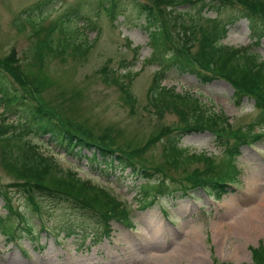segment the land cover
I'll return each instance as SVG.
<instances>
[{"label": "rangeland", "instance_id": "374dc122", "mask_svg": "<svg viewBox=\"0 0 264 264\" xmlns=\"http://www.w3.org/2000/svg\"><path fill=\"white\" fill-rule=\"evenodd\" d=\"M39 1L42 0H0V61L6 60L14 51L18 60L16 64H19L18 73L23 77L27 74L29 78L41 76L45 83L39 86V98L54 111L57 121L73 122L83 134L89 136L91 133L97 139L104 137V132H109L116 145L123 144L125 148L129 144L138 148L162 127L175 126L181 121L174 109L158 113L152 100L151 89L161 65L149 61L153 44L149 31L144 27L138 0H119L116 17L101 6L100 0H50L43 9L30 8ZM77 6L78 15L73 16L74 21L66 23L65 13ZM177 9L185 11L189 8L183 3ZM82 15L91 16L92 21L89 23L82 19ZM215 16L229 24L223 44L240 48L257 38L259 41L254 44L253 51L264 60V35L258 36L264 34V30L259 27L255 33L251 31L242 6H221L219 12H206L208 18ZM56 21L58 26L53 33L56 39L67 36L79 41L87 34L89 39H96L95 45L84 57L74 58L67 52L58 57H48L44 71L38 70L32 64V49L38 39V27L35 25L40 24L44 29L42 34H47ZM203 23L208 25L209 22ZM171 37L169 33L168 39ZM171 48L178 57L186 58L179 53L181 45L171 43ZM193 50L194 53L198 51L197 44ZM165 70L161 86L191 93L210 111L228 117L232 123L231 128L220 135L211 130L193 132L183 135L178 142L191 153L206 152L214 157L215 162H222L224 142L235 141L238 136L236 129L249 131L250 124L259 118L260 110L255 106L254 98L245 97L240 103L236 102L231 83L213 73L210 74L216 79L203 80L196 73L183 71L176 65ZM7 77L12 85L20 88L11 73L7 72ZM124 90L135 98L132 105ZM259 125L264 132V123ZM32 138L46 143L47 150L62 165L74 167L84 178L93 177L128 202L132 224L113 220L111 233L107 236L102 230L105 228L103 222L96 216L58 196L41 199L43 214L38 215L30 210L23 191L8 187L13 178L0 165V189L8 191L16 211L25 214L33 228L31 234L20 224L15 240H9L0 230V264H171L168 259L173 264H223L227 261L253 264L251 248L264 242V235L247 233L238 236L235 229L238 222L248 217L264 216V137L253 145L242 147L235 160L240 170L233 184L236 189L233 187L235 190L220 200L200 189L187 196H164L145 209L142 207L144 199L141 200L140 184L147 180L133 175L130 169L117 168L109 175L106 172L101 174L89 165L86 157L66 154L64 149L49 140V134ZM169 140L170 137H164L145 155L149 166L162 169H152L154 176L150 182L156 178L181 177L190 166L181 164L173 167L166 162L168 155H165L164 148ZM130 153L137 161V153ZM6 214L7 207L0 197V217ZM12 221L19 222L17 216ZM43 222L46 230L41 229ZM72 223L80 224L83 230L77 228L68 234ZM193 230L199 231L201 236L199 247L191 257L188 255L183 260L177 253L190 240L187 236ZM225 230H230L227 237H223ZM236 250L241 251L237 260L223 256Z\"/></svg>", "mask_w": 264, "mask_h": 264}, {"label": "trees", "instance_id": "16d2710c", "mask_svg": "<svg viewBox=\"0 0 264 264\" xmlns=\"http://www.w3.org/2000/svg\"><path fill=\"white\" fill-rule=\"evenodd\" d=\"M47 2L50 3V0L39 1L30 8L43 9ZM183 3L189 8L188 10L177 9ZM235 4H240L245 9L243 15L248 17L254 33L259 27L264 30V5L260 0H138L139 12L144 16V27L149 31L153 44L149 61L161 65V70L157 74L159 78L155 79L151 89L152 100L155 102L158 113L164 114L165 111L174 109L181 120L175 126L162 127L138 148L132 147L131 144L127 148L123 144L116 145V140L110 138L109 132H104V137L97 139L91 133L89 136L83 134L73 122L63 119L57 121L53 116L54 111L39 98V86L45 82L39 75L29 78L27 74L23 77L18 73L19 64H16L18 60L14 57L15 52L12 51L6 60L0 61V108L2 109L0 111V165L13 178L8 187L23 191L30 210H34L35 213H42L43 205L40 200L47 196H58L69 201L76 208L90 212L98 220L103 221L106 227L105 234H108L112 220L132 223L127 202L118 199L94 178H84L74 167L68 168L62 165L60 160L47 150L46 143L35 141L32 136L49 134V140L64 149L66 154L75 155L78 158L86 157L89 165L97 168L101 174L105 172L108 174L111 168L123 169L130 166L132 174L146 180L150 176L148 170H151L153 166L148 165L145 154L167 136L170 140L166 143L164 152L166 156L171 157L173 164L177 166L194 162L204 164V168L196 167L189 174V183L193 187H206L218 196L226 192L224 177L233 179L238 175L239 169L235 160L241 152V147L256 141L259 135L251 129V131L242 132V136H237L233 142L225 141L224 154L226 155L219 163L215 162L213 156H208L206 153H190L179 146L178 139L183 135L203 130H213L220 135L226 127L231 128L232 124L228 117L210 111L191 93L177 92L174 87L161 86V81L164 78L165 69L173 65L183 71L194 72L203 80L215 78L207 73L209 71L231 83L235 88L236 102L240 103L246 96L254 98L255 105L260 110L257 121L264 122V63L259 61V56L249 52L251 45L253 46L255 42L244 49L222 45L221 39L225 37L229 24L223 23L219 17H201L206 9H214L218 12L221 6ZM101 6L112 17L119 14V0H101ZM78 9V6L68 9L65 13V22L66 20L72 22L71 18L78 15ZM81 18H85L88 22L92 21L91 16L82 15ZM206 20L209 22L208 25L203 23ZM57 26L58 21L47 34H42L44 29L41 25H35L38 27L36 31L38 39L32 49V64L38 70L44 71L48 57H58L64 52L74 58L84 57L95 45L96 39H89L88 35L81 36L79 41L71 40L67 36L56 39L53 33ZM169 33L173 36L170 39H168ZM263 35L258 34V36ZM171 43L181 45L182 50L179 53L186 58L180 59L177 53H172ZM196 44L198 51L194 53ZM256 65H260L258 70L254 69ZM7 72L11 73L20 88L8 81ZM124 93L128 94L127 99L132 105L135 98L133 99L129 91L124 90ZM88 152L89 155L86 154ZM130 152L137 153V161ZM158 168V166L154 167L155 170ZM177 186L174 191L178 189L184 191V188L189 187L182 182L177 183ZM140 188L144 196L141 198V200L144 199L142 207L146 208L154 203V190L160 189L162 192H167L170 184L167 185L162 180L156 183L146 181L140 184ZM0 197L3 198L7 207V214L0 217V230L14 239L19 224L16 225L12 218L17 216L19 222L24 225L26 216L12 206V198L4 188L0 189ZM77 228L83 230L80 224L77 226L73 224L68 234L75 232ZM27 231L33 233L28 228ZM252 253L253 264H264L263 242L258 247L252 248Z\"/></svg>", "mask_w": 264, "mask_h": 264}, {"label": "bare ground", "instance_id": "6f19581e", "mask_svg": "<svg viewBox=\"0 0 264 264\" xmlns=\"http://www.w3.org/2000/svg\"><path fill=\"white\" fill-rule=\"evenodd\" d=\"M262 203L264 204V199L262 201ZM12 206L14 207L13 203ZM15 208V207H14ZM263 209V208H262ZM257 211V209H255V212ZM237 230V235L238 236H242V234H247V233H251V234H256L259 236H263L264 235V216H256L253 215L252 219L250 217L246 218L245 220H242L240 222H238L236 224V229ZM2 232V231H1ZM9 240H11V235H8L4 232H2ZM230 234V230L227 231L225 230V232L223 233V237H227ZM17 235V233H15V236ZM234 236H236V234L234 233ZM253 236V235H252ZM187 238H190L189 241H187V243L185 244V246L180 250V252H178V257L183 259L186 258L188 255V257L192 256L193 251H195V249L197 247H199V240L201 238L199 231L193 230L191 232H189ZM225 239V238H224ZM220 243H224L221 241V239H219ZM220 249V248H219ZM217 251L221 254H223V252H221L220 250L217 249ZM241 253V251L236 250V252L234 251L233 253H228V255H223L224 257H228L231 259H239L238 255ZM169 262L171 264L172 261L170 259H168ZM165 261L167 262V259L165 258ZM177 264V263H176Z\"/></svg>", "mask_w": 264, "mask_h": 264}]
</instances>
